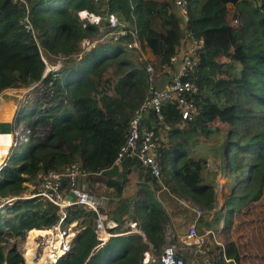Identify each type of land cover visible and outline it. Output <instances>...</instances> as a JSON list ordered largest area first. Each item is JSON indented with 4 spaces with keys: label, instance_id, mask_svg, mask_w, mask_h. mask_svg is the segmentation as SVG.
<instances>
[{
    "label": "trees",
    "instance_id": "1",
    "mask_svg": "<svg viewBox=\"0 0 264 264\" xmlns=\"http://www.w3.org/2000/svg\"><path fill=\"white\" fill-rule=\"evenodd\" d=\"M186 7L187 30L203 41L197 67L183 79L197 87L186 97L196 113L182 120L177 103L163 106L160 125L169 130L166 144L157 150L159 176L152 180L144 170L136 197L125 196L126 180L105 184L113 190L108 215L117 224L116 233L128 231L123 228L126 222L137 223L146 241L133 233L110 238L96 249L94 217L74 210L67 221L78 220L80 231L58 264H142L149 246L158 254L166 245L169 223L157 199L163 188L202 210L200 235L226 220L227 210L232 223L264 196V0H186ZM81 11L101 20H81ZM109 15L124 26L126 35L109 28ZM25 16L35 38L19 24ZM183 35L174 0H0V94L41 84L43 100L45 94L51 96L45 110L38 98L21 106L22 130L31 136L29 148L16 166L10 157L2 169L0 204L25 192V183L38 184L40 174L74 163L91 184L100 183L103 172L117 161L132 113L147 97L146 65L155 71L170 67L171 74H164L161 82L172 78L171 58ZM85 40L93 44L86 50ZM135 41L151 50L154 61H141L136 49H128ZM46 62L57 65L56 70L46 72ZM27 107L30 117L23 114ZM218 124L228 131L223 133ZM202 145L215 147L210 156L219 160L221 175L231 179L221 209L215 174L208 170V157L198 152ZM57 221V207L37 198L17 199L0 209V264H24L12 240L51 229ZM230 229L222 227L223 238ZM211 254L209 264H241L233 241L226 240Z\"/></svg>",
    "mask_w": 264,
    "mask_h": 264
},
{
    "label": "built area",
    "instance_id": "2",
    "mask_svg": "<svg viewBox=\"0 0 264 264\" xmlns=\"http://www.w3.org/2000/svg\"><path fill=\"white\" fill-rule=\"evenodd\" d=\"M174 8L182 20L184 31L183 36L185 39H181L180 42L187 41L190 46L186 50L178 49V51L176 48L175 54L171 58V66L175 68V73L172 78L167 79L165 82H161V72L162 74H171L170 67L163 68L158 74L152 65H146L148 74L147 97L130 117L125 143L121 147L116 161V163H119L126 157L138 159L141 163V168L147 170L150 176L155 178L159 176L160 172V155L157 151L160 146L158 132L161 130L168 132L169 130L168 126L160 125L163 120V106L168 103H177L181 108L180 114L182 120H190L193 113H196L193 104L186 97L194 94L197 91V87L191 81L183 79H186L189 73L197 67L199 63V52L203 47V41L202 39H196L191 36L187 30L186 23L188 16L186 0H174ZM79 17L81 20H87L89 23H98L99 20L98 17H89L82 12H79ZM108 22L109 28H120L118 35L124 36L127 34L124 26L119 23L114 15H109ZM19 24L27 34L35 38V31L28 16L21 19ZM92 46L93 44L88 40L83 42V48L85 50ZM137 48V41L128 45L129 50ZM150 110H153L155 115L154 122L159 127L157 128V132L153 129H146L143 125V120L144 118H148ZM30 138L29 130H22V133L16 136L12 144V149L7 151L8 154H0V175L2 169L10 159L9 154L13 152L16 144L28 143ZM89 178V175L82 171L78 164L74 163L58 171L40 174L38 176V186L32 187L30 190L27 189L19 196H10L2 200L0 209L12 205L17 199L32 198H37L57 207L58 221L51 228L55 230L56 234L59 233L61 241L58 245L52 243L51 255H47L44 264H58V261L71 251L73 240L80 231L78 220L72 219L67 221L69 214L74 210H81L83 213L94 217V233L98 242L95 246L96 249L102 247L110 238L126 236L133 233L140 235L141 239L146 241L145 235L135 226V223L130 224V226L137 230L131 231L129 229L122 234L113 231V228H116L117 224L108 215V196L105 194H94L88 187V183H90ZM26 184L29 183H25L24 185L26 186ZM70 195H73L75 199L71 200ZM193 214L196 219L203 217L202 210L198 208H193ZM180 243L196 249L195 251L202 256L205 254L204 251H201L204 238L197 234L194 223L188 227ZM173 244L164 245L158 254H155L152 246H149V250L143 254L142 264H184V258L178 254L175 248L176 243ZM57 251H62L63 254L59 255ZM23 259L24 264H27L24 255ZM202 264H209V260L207 261L205 258Z\"/></svg>",
    "mask_w": 264,
    "mask_h": 264
},
{
    "label": "rangeland",
    "instance_id": "3",
    "mask_svg": "<svg viewBox=\"0 0 264 264\" xmlns=\"http://www.w3.org/2000/svg\"><path fill=\"white\" fill-rule=\"evenodd\" d=\"M106 39L107 40H105L104 42H107L109 40L108 36ZM184 39L185 38L183 36L182 40ZM139 50L136 51L137 56ZM225 61L227 60L223 59V62ZM46 65H47L46 72L54 71L57 68V65L56 66L49 65L47 62ZM156 71L158 72V74L161 72L160 70H156ZM161 77L162 80L166 79L164 74H162V72H161ZM12 91L14 94H16V96L18 95V97L21 98L19 99V102H23V103H21L20 105L22 106L25 105L27 101L30 104L36 98H38L42 100L41 109L44 110L47 109L48 107L47 100H49L51 97L49 94H45L47 99L43 100V94L45 90L42 89L41 84H37L35 86L24 89H14ZM20 113L19 115L17 114L14 116L16 122L19 123L22 120ZM31 113L32 111L30 107H27L26 109L23 110V114L25 116L30 117ZM218 126L222 128L223 133H226L228 131L227 126L219 125V124ZM218 141L219 140H217V142ZM219 144L220 143L214 144V146L215 145L218 146ZM28 148H29L28 143L16 144L10 159L13 166H16L19 163L20 159L23 157L24 153L27 152ZM214 148L215 147L212 146V150ZM212 150H210L209 145H202L201 147H199L198 152L201 155L205 154V156L208 157L207 160H210V162L213 163L211 165V172L215 174V183L217 185L216 187V194L218 200L217 208L221 209L225 205V196L228 195V189L226 187L228 186V183L231 182V179L221 175L219 169V165H220L219 160L214 159L210 156L213 152ZM0 151L2 152L1 148ZM6 154H8V152H6L5 155ZM37 182L32 184L31 183L26 184V186L30 190L32 187H36L35 185L38 186ZM88 187L96 195L105 194L108 196V199H110L111 197L110 192H108V190H106L105 187L103 186L100 185L98 186L95 184L88 183ZM107 209L108 212H111V209H113V204H110V200L108 201ZM230 212L231 211L229 210L226 211L225 213L226 220H223V222H221V224H219V226L216 229H214V231L207 230L208 233H203L202 235H200L198 228L196 229L197 234L204 238V243L201 249L202 252L203 251L205 252L203 256L197 253L195 251L196 249L187 247L184 244H177V243L175 244V248L178 254L184 258L185 263L202 264L205 258L208 261L209 257H211L212 255L211 252L214 253V251H216L217 246L224 244L226 240H230L233 241L238 247L241 256V264H264V196L261 199V201H259L258 203L249 205L248 207L244 208L241 211V213L235 216L232 223L230 222V215H231ZM223 217L224 214L223 216H221V219H223ZM227 225L231 226V229L229 231V235L226 233L223 238V234L220 232V230L222 229V227ZM167 241H168V243L166 242L167 244L174 245L173 243H175L171 239ZM12 242H15L17 250L21 253L22 257L26 253V251H24L25 248L28 249L29 245L31 246L35 244V241L31 239V232H29L24 239L19 238L17 241L12 240Z\"/></svg>",
    "mask_w": 264,
    "mask_h": 264
},
{
    "label": "crops",
    "instance_id": "4",
    "mask_svg": "<svg viewBox=\"0 0 264 264\" xmlns=\"http://www.w3.org/2000/svg\"><path fill=\"white\" fill-rule=\"evenodd\" d=\"M81 12L83 14H87L89 17H98L99 18L98 22L101 20V17L99 15H95L87 11H81ZM106 38L107 36H105L103 40L105 41ZM138 46H140L139 42H138ZM189 46L190 44L188 45L187 41L180 42L179 46L177 47V50L178 49L186 50L187 47ZM137 50H139L138 56L141 61H144L146 63L154 61L155 57L149 48L139 47L136 49V51ZM220 59H222V57H220ZM12 90L14 89H7L0 94V138H2V140H0V148L2 150L1 154H5L7 151H10L12 149V144L16 136L22 133V123H23L22 120L23 119L19 123V122H16L14 116L17 114L19 115V113L21 112L22 105L20 104L23 102H19V99L21 98L18 97V95L16 96V94H14ZM143 125L146 129L150 127L154 128L156 126V122H154L153 119L146 118V121L143 122ZM167 135H168L167 131L161 130L158 132L160 144L161 143L166 144ZM11 154H9V158ZM132 159L134 160L135 158H132ZM207 162H208V170L211 172V165L213 163L210 162V160H208ZM133 166H134L133 162L124 163L123 170L119 172V175H123V179L119 180L118 182L126 180L127 185H126V190H125V196H135L136 197L138 194L137 192L139 188L138 185L141 182H144V175H145L144 170L145 169L141 168L140 171H137V172L130 171L129 173H127V170L132 169ZM108 181L117 182L114 179H110L104 175L103 178H101L100 183H97L96 185L103 186L106 189L105 184ZM147 186L151 187V184H148ZM108 192H110V194L112 195L113 190L108 189ZM157 199L162 203L163 208L165 209V211L167 212L169 216V223L165 226V242L168 243L167 240L171 239L175 243L181 244L180 241L182 240L183 235L186 233L188 227L191 224L194 223L196 225V229L199 228V225H198L199 219H196L195 215L193 214V208H197V207H192V205L189 202L180 200L178 198L176 199L175 197L169 195L166 189L164 188L161 189V191H158ZM130 224H133V223L126 222L123 228H126V229L128 228V230L130 229L131 231L137 230L136 228L133 229V227H131ZM135 226L139 229V227L137 226V223H135ZM116 229L117 227L113 228V231L115 233H116ZM205 233H208L207 230L205 231Z\"/></svg>",
    "mask_w": 264,
    "mask_h": 264
},
{
    "label": "bare ground",
    "instance_id": "5",
    "mask_svg": "<svg viewBox=\"0 0 264 264\" xmlns=\"http://www.w3.org/2000/svg\"><path fill=\"white\" fill-rule=\"evenodd\" d=\"M0 140H2V138H0ZM0 154H1V151H0ZM46 230H41V231L36 230V231L31 232V239L35 241V244L31 246L29 245L28 249L25 248L24 250L26 251V253L24 254V258L27 264L45 263L47 255L48 256L51 255L50 251L53 247L52 243H55V245H58L60 243L61 237L59 236V233L56 234L53 228H51V230L50 228ZM57 253L59 255L63 254L62 251H57Z\"/></svg>",
    "mask_w": 264,
    "mask_h": 264
},
{
    "label": "water",
    "instance_id": "6",
    "mask_svg": "<svg viewBox=\"0 0 264 264\" xmlns=\"http://www.w3.org/2000/svg\"><path fill=\"white\" fill-rule=\"evenodd\" d=\"M96 1H97L98 4H100V2H101V0H96ZM148 118L153 119V120L155 119V115H154L153 110H150L149 111ZM145 121H146V118H144L143 122H145ZM130 162H133L134 163V166L132 167V169H128L127 170V173H129L130 171H133V172L140 171V169H141V163H140V161L138 159H134L133 160L130 157H126L123 160H121L119 163L114 164L111 168L105 170L103 172V174L106 177H108L110 179H114L115 181L118 182L119 180H122L123 179V175H119V172H121L123 170L124 163H130ZM152 180H155V177H152ZM70 198H71V200H74L75 199L73 195H70Z\"/></svg>",
    "mask_w": 264,
    "mask_h": 264
}]
</instances>
